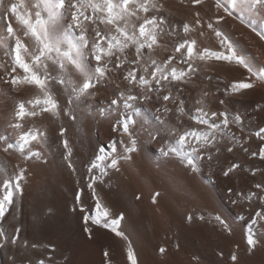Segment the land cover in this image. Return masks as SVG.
Listing matches in <instances>:
<instances>
[{
	"label": "bare ground",
	"instance_id": "1",
	"mask_svg": "<svg viewBox=\"0 0 264 264\" xmlns=\"http://www.w3.org/2000/svg\"><path fill=\"white\" fill-rule=\"evenodd\" d=\"M156 2L163 5V15L171 24L164 25L170 35L158 37L154 46L153 58L158 63L169 55H180L174 52L180 42L175 32L183 35L184 22L193 27L190 36L197 41L198 48L221 50L219 39L207 28L211 22L250 64L264 66V39L257 34H264V22L254 15L245 13L242 22L237 10L233 9L229 16L222 8L217 9L216 0H202L200 4L193 0ZM259 11L264 14V9ZM217 16L224 19L217 23ZM197 19L201 21L198 25ZM13 27L19 26L13 21ZM25 42L29 43L26 39ZM0 59L8 62L10 70L11 61L4 56L3 49H0ZM196 64L201 69L199 79L181 85L182 93L173 90V96L183 102L185 114L178 120L179 114L164 112L155 93L152 100L135 101L137 115L133 119L137 122L139 149L133 153L135 163H122L119 172L108 169V175L95 182L91 178L100 176L101 169L110 162L96 160L102 154L100 149L108 152L113 142L127 141L121 131H114L122 117L110 105L119 91L126 92L127 82L113 75L109 82H101L93 89L92 94L80 97L71 92V85H53L60 114L24 122L25 129L35 126L47 131V144L33 145L44 160H25L17 149L5 152V145L0 142V194L5 179L14 177L20 168L26 169L21 182L23 192L16 194L15 204L0 220V231L8 237L7 240L0 238V264H37L41 259L45 264H130L129 248L137 264H193V257H197L200 264H235L231 260L233 252L239 264H264V220L252 226L259 240L257 247L249 252L246 242L251 220L257 212H264V201L257 197L246 198L249 192L264 196V191L255 188L257 183L264 184V160L259 155H251L264 146V140L255 135L264 127V81L251 77L252 89L226 94L225 90L234 80L249 78L247 69L215 59H197ZM3 71L0 69V74ZM69 75L77 85L83 83L80 73L70 70ZM138 91V87L133 89L134 93ZM204 93L208 95L199 106L209 112L227 109L230 120L239 112L243 123L230 124L229 131L235 134L237 143L226 138L221 141L219 152L212 150L211 160L205 158L192 170L181 164L178 156L163 158L160 150L176 147L173 127L195 126L189 117L198 106L195 101ZM35 95L34 86L19 85L12 90L0 80V136L15 137L16 133L8 127L15 103ZM221 100L225 101L223 105L219 103ZM68 111L70 115L66 114ZM61 128L65 130L63 136ZM65 139L71 151V167L69 160L64 159L68 151L63 148ZM228 147L233 151L228 152ZM117 148L122 151L123 145L117 143ZM93 162L99 167L89 171ZM232 164L238 167L225 176L224 172ZM90 183L95 196L88 187ZM157 192L160 195L153 203L152 197ZM97 197L113 217L124 214L119 225L123 238L91 221L85 225L84 215H96L92 209ZM188 214L197 218L189 221ZM199 216L204 219H198ZM217 216L228 225L227 229L215 219ZM17 227L21 229L19 239L12 244L10 240L17 235ZM85 227L92 229L91 235L84 231ZM160 247L168 249L166 255L159 253Z\"/></svg>",
	"mask_w": 264,
	"mask_h": 264
},
{
	"label": "snow or ice",
	"instance_id": "2",
	"mask_svg": "<svg viewBox=\"0 0 264 264\" xmlns=\"http://www.w3.org/2000/svg\"><path fill=\"white\" fill-rule=\"evenodd\" d=\"M193 2L200 4L202 0H193ZM215 7L222 8L229 16L232 15L233 9L237 10L242 22L245 13L254 15L264 22V14L259 11L264 9V0H216ZM222 19L224 17L217 16L216 22L219 23ZM13 21L19 26L18 28L13 27ZM195 23L200 24V19ZM165 24L171 26L170 21L163 15V5H159L156 0H0V49L4 50V56L11 61L9 70L8 62L0 59V69L4 70L3 74H0V80H4L12 90L19 85H31L37 90L34 98L15 103L13 118L8 127L16 135L14 138L7 135L0 136V142L5 145L4 151L17 149L25 156V160L33 158L44 160L43 154L34 150L33 145L47 144V131L35 126L25 129L24 122L45 115L60 114V104L53 92V85H71V92L80 97L92 94V90L101 82L107 83L113 75H119L122 81L127 82V94L125 91H119L110 105L122 117L118 119L114 131H121L122 135L127 137V141L121 139L113 142L108 152L100 149L102 154L98 155L96 160H110V162L101 169L100 176L91 178L95 182L107 176L108 169L119 172L122 163H135L133 153L139 150L135 128L137 122L133 119L137 115L134 108L135 101L152 100L155 93L156 100L162 102L164 112L179 114L178 120L185 114L183 102L173 96V90L182 93L181 85L199 79L201 69L196 64L197 59L226 61L247 69L249 78L234 80L225 90L226 94L229 91L231 94H237L252 89L254 84L250 82L251 77L264 81V66L254 67L250 64L244 55L236 51L224 33L215 28L211 22L207 24V28L211 29L219 39L221 50L198 48L197 41L190 36L193 27L184 22L183 35L175 32L180 42L175 45L174 52L180 55L178 57L169 55L165 61L158 63L153 58L154 46L158 43V37L170 35L165 31ZM257 34L264 39V34ZM25 39L29 43H26ZM70 70L83 76L82 84L77 85L71 80ZM116 87L119 88V85ZM137 87L140 91L134 93L133 89ZM207 95L204 93L201 99L195 101L198 106L195 107L194 114L189 117L195 126L185 128L181 124L179 128L171 129L176 137V147H171L167 151L161 149L163 158L178 156L181 158V164L196 170L200 161L205 158L212 159L213 149L220 151L221 141L229 138L234 144L238 142L235 134L229 129L230 124L243 123L242 115L237 112L230 120L227 109L223 112L206 111L199 105L203 104ZM71 102L70 99L69 103ZM219 103L223 105L225 101L221 100ZM260 107L257 105V108ZM66 114L71 113L68 111ZM64 131L61 128V136L64 135ZM255 135L264 140V127L259 128ZM117 143L123 145L122 151L118 150ZM62 144L63 148L68 150L64 159L69 160L71 151L68 140H63ZM227 151L232 152L233 149L228 147ZM251 155L254 157L259 155L260 159L264 160V146ZM68 166H72L70 160ZM97 167L99 165L93 162L89 171ZM237 167L238 165L232 164L224 175L228 176ZM25 176L26 169L20 168L14 177L3 181V192L0 194V220L6 217L10 206L15 204L16 194L23 192L21 182ZM88 187L93 189L95 196L93 184L90 183ZM255 188L264 191V184L257 183ZM159 195V192L153 195V203L157 202ZM253 197L264 201V196H257V192L247 193L248 200ZM77 199L79 200V196ZM81 211L84 209L81 208ZM92 211L96 215H84L85 225L91 221L93 224L111 229L118 237H124V232L119 227L124 219L123 213L113 217L98 197ZM196 218L192 214L187 215L189 221ZM198 219L203 220L204 217L199 216ZM215 219L226 229L228 228L219 216ZM258 220H264V212H257L248 227L246 242L249 252L259 243L252 228ZM20 231L19 227L15 229L17 235L12 236L10 243H17ZM84 231L91 235L92 229L85 227ZM0 238L8 239L3 231H0ZM27 243L24 241L25 245ZM167 252L168 249L165 247L159 248L161 255H166ZM104 255L108 256V252ZM127 259L130 264H137L131 248L128 249ZM192 260L193 264H200L197 257H193ZM231 260L239 264L235 252L232 253ZM37 264H45V260L41 259Z\"/></svg>",
	"mask_w": 264,
	"mask_h": 264
},
{
	"label": "rangeland",
	"instance_id": "3",
	"mask_svg": "<svg viewBox=\"0 0 264 264\" xmlns=\"http://www.w3.org/2000/svg\"><path fill=\"white\" fill-rule=\"evenodd\" d=\"M183 51V50H182Z\"/></svg>",
	"mask_w": 264,
	"mask_h": 264
}]
</instances>
